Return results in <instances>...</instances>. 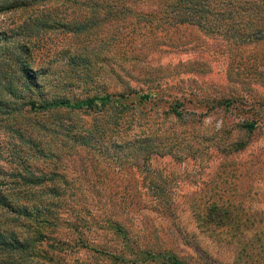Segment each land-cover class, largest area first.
I'll return each mask as SVG.
<instances>
[{
  "label": "rangeland",
  "instance_id": "rangeland-1",
  "mask_svg": "<svg viewBox=\"0 0 264 264\" xmlns=\"http://www.w3.org/2000/svg\"><path fill=\"white\" fill-rule=\"evenodd\" d=\"M12 1L15 0H0V6ZM43 22L45 19L33 9L0 12V171L7 174L2 179L11 189H3V195L16 208L26 207L31 215L17 216L0 207V264H119L121 258L134 260L135 257H119L124 251L120 248L121 238L105 229L110 188L104 185L113 179L116 190H120L119 182L125 176L121 164L138 160L142 147H147L128 145L123 138L144 131L161 138L148 144L160 147L158 155L163 156L153 157L150 165L157 175L172 179L167 191L174 197L176 218L168 222L151 214L170 235L166 243L181 249L180 255L187 260L197 258L190 245L200 250L205 261L231 264L232 253L219 249L198 232L187 208V197L218 173L222 154L216 147L241 138L248 147L232 159L261 163L254 178L256 195L252 207L264 211V123L260 120L255 133L243 135L239 128L244 120L242 110H226V98L221 97L232 88L243 90V85L229 81V61L216 49L217 40L201 36L189 50L151 54L148 64H140L139 68L163 69L153 71L162 77L157 85L158 97L151 103L139 100L134 117H117L115 109L104 110L102 106L109 97L118 105L120 95L128 97L127 85L141 91H151L156 85L128 79L127 76H136L135 71H128L117 60L112 67L118 78L106 71L98 73L93 68L94 56L88 58V51L81 53L83 36L60 30L44 34ZM253 89L255 101L264 98V87L255 85ZM180 93L203 95L209 100L206 105H188L183 119L177 121L167 113V105ZM93 98L97 99L90 109L83 105L37 112L28 106L29 102L39 105L62 99L75 105ZM254 112L257 117L261 115L256 104ZM222 130L229 134L225 140ZM176 134L183 139H190L192 134L193 138L180 143L173 138ZM204 139H214L206 141L209 148L196 154L184 152L189 147H201ZM180 153V160L173 159ZM132 173L136 180L140 179L135 170ZM137 192L149 194L141 186ZM36 209L41 221L45 217L49 221L46 215L50 213L68 218L77 230L35 223ZM133 224L141 226L140 218ZM35 231L38 236L33 241ZM64 231L70 239L67 246L61 245L62 236L57 235ZM11 233L20 244H13ZM93 246L112 250L116 255L111 257L99 250L94 253Z\"/></svg>",
  "mask_w": 264,
  "mask_h": 264
},
{
  "label": "trees",
  "instance_id": "trees-1",
  "mask_svg": "<svg viewBox=\"0 0 264 264\" xmlns=\"http://www.w3.org/2000/svg\"><path fill=\"white\" fill-rule=\"evenodd\" d=\"M20 9H33L41 14L42 19H45L41 26L44 34L47 30H60L83 36L81 53L88 51V58L94 56L93 62L96 65L94 64L93 68H96L98 73L106 71L118 78V75H114L112 67L117 60L121 61L120 64L126 66L128 71H135L136 76H127L128 79L148 82L150 86L156 85L151 91L136 90L135 87L127 85L128 97L120 95L122 97L118 105L109 97L102 106L104 110L115 109L118 112L117 117H123V114L134 117L139 109V100L144 98L145 102L151 103L160 93L157 85L162 82V77L159 72L155 75L153 71L163 69H141L140 64H148L151 54L189 50L204 36L217 40L216 49L228 59L229 81L243 85V90L232 88L221 97L226 98V110H242L244 120L239 125L242 134H253L257 131L260 120L264 123V98L260 97L255 101L253 89L255 85L264 87V0H15L0 6V12ZM73 59L71 62L74 64ZM79 64H82V61ZM26 70L22 67L24 74H27ZM6 93L13 96L8 91ZM177 96L178 98L173 97L167 105V113L177 121L183 119V110L188 105H206L209 100L206 96L193 93H180ZM95 99L97 98L85 99L75 105L62 99L39 105L29 102L28 106L30 110L37 112L56 108H80L83 105L90 109L94 107ZM255 104L261 112V117L255 115ZM116 123L117 121L114 125H117ZM151 134L144 131L134 137L124 135L123 142H129L128 145L137 143L147 147L144 150L142 147L138 160L121 164V170L126 177L119 182L120 190H116L113 179H109L108 185H104L110 188V209L105 229L121 238L120 248L124 251L119 257H135V261L121 258L118 263L216 264L214 260L208 262L202 259L200 250L190 245L197 258H182L184 256L180 253L183 251L166 243L167 239H171L170 235L164 227L158 226L157 219L151 216L156 215L168 222L176 218L174 197L167 191L172 179L157 175L150 165L153 157H163L158 155L160 147L148 145L161 140ZM191 135L190 139L193 138ZM228 135L224 130L221 131L224 140ZM175 136L173 138L176 141L181 140L180 143L190 140L183 139L179 134ZM211 140L204 139L205 144L201 147H189L184 152L196 154L199 150L209 148L210 145H207L206 141ZM247 147L241 138L216 147L218 153L222 154L218 173L203 183L198 192L187 197V208L201 236L219 249L233 254L231 264H264V211L252 207L253 196L256 195L254 178L261 163L257 160L242 163L232 159V156L244 152ZM181 155L183 156L181 153L177 154L173 159L180 160ZM132 170L140 175L139 180L133 177ZM6 175L0 171V207L17 216L30 217L26 207L16 208L9 198L3 195V189L11 191L2 179ZM17 177L21 179L20 174H17ZM140 186L147 189L149 194L137 192ZM98 188H101L100 185ZM38 215L41 213L36 209L38 221L35 220V223L73 228L68 218L49 213L46 215L50 216L49 221L48 217L41 221ZM137 217L141 221L139 227L133 224ZM51 218L54 222L50 221ZM34 234L36 237L33 241L38 236L36 231ZM57 235L62 236L61 245L67 246L70 241L68 233L58 232ZM9 236L13 238V244H20L18 237L12 236V233ZM92 250L94 253L106 252L111 257L116 255L112 250L105 251L97 246H93Z\"/></svg>",
  "mask_w": 264,
  "mask_h": 264
}]
</instances>
